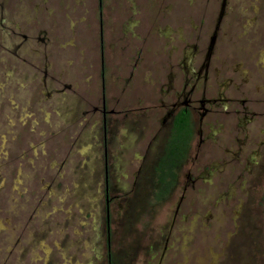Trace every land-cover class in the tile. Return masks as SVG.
<instances>
[{"label":"rangeland","instance_id":"rangeland-1","mask_svg":"<svg viewBox=\"0 0 264 264\" xmlns=\"http://www.w3.org/2000/svg\"><path fill=\"white\" fill-rule=\"evenodd\" d=\"M66 1L78 10L55 43L25 45L15 67L0 48V264H264V171L221 169L228 132L216 156L196 160L214 168L193 173L184 162L165 201L137 183L159 127L140 108L168 90L173 72L191 71V28L213 27L221 8L211 65L228 80L221 87L255 100L263 116L250 132L264 141V0ZM102 78L107 107L131 109L108 116L105 135L82 101L97 103Z\"/></svg>","mask_w":264,"mask_h":264},{"label":"flooded vegetation","instance_id":"flooded-vegetation-1","mask_svg":"<svg viewBox=\"0 0 264 264\" xmlns=\"http://www.w3.org/2000/svg\"><path fill=\"white\" fill-rule=\"evenodd\" d=\"M34 1L0 0V48L4 54L1 59L2 63H9L13 67L15 65H22V61H26L22 56L25 45L34 43L43 45H49L51 43L52 45V43H55L59 39L56 32L67 29L68 22L71 18H74L78 10L77 8L66 7V0H62L60 4L59 0H56V6L49 10L46 8V5L51 0H42L35 3ZM56 3L60 7H57ZM25 9L33 11L35 15L32 18L27 17L28 14L24 11ZM37 13L38 15L40 14L39 17L36 15ZM80 13L83 15L86 13V10L80 11ZM224 16L225 14L221 8L213 27L207 28L205 31L191 28L190 32L196 40L195 45L192 46L193 68L190 72L187 70V67H185L184 71L173 72L172 82L168 90L165 93L157 92L158 95L155 93L154 96L152 93L149 94L147 97L151 98L154 103L140 108L147 112L145 115L146 120L152 119L156 121L159 127L152 135L142 155L143 161L137 170L138 173L142 175H153L155 173V168L160 158L165 154V149L171 136L177 133L180 120L185 117L188 118L191 127V138L185 163L187 165L189 164L188 167L193 173H200L204 170L214 168L215 163L201 164L196 160L199 157L211 158L216 156V138L218 134H225L226 132L229 133L230 148L228 146V148H224V154H228L229 157L227 164H225L227 166L221 167V169L226 168L234 174H242L244 172H250L254 168V165L260 164V169L264 171V141H256L250 132L253 130L256 118L263 116V113L256 111L257 106L255 100L250 96H238V93H231L229 87H221L222 83L220 84L218 80L224 79L225 77L221 78L222 72L213 69L211 65L215 50H217V31L220 21ZM40 17L42 19H39ZM161 19L165 20L166 17H161ZM73 25H76V21L70 27H73ZM46 32L49 38L47 36H40L41 34L47 35ZM52 32L55 33V35L53 33L54 39L51 37ZM180 42L182 43V41ZM153 53L155 55L159 54L157 52ZM189 54H186L185 57ZM177 56L178 49L172 48L169 55H166V59L172 60L173 57ZM138 62L140 61L138 60L137 64ZM155 63L152 62L151 65L153 66ZM137 64L135 62L133 63L132 71L130 70L128 73L126 81H130L134 77ZM31 67L38 68L34 63ZM150 73L152 74L151 71ZM11 75H13V72H11ZM101 77H103L102 72ZM224 80L228 81L227 79ZM101 82L102 87L97 103L93 105L86 100L82 101L86 103H84L86 105L85 114L92 113L101 117L105 135L109 121L108 116H115L119 113L127 115L131 109L126 108V104V109L124 107L117 109L120 106L108 108L104 94L103 78ZM129 85L130 83L127 82L126 87ZM152 85L154 88L157 87L160 89L162 87L161 83L154 82ZM123 89H125V85ZM117 104L119 105L118 102ZM144 130H140V132H144ZM253 141H256V143L252 144L250 148V143ZM192 150L195 156L189 162L192 156ZM255 159L256 161L253 162ZM185 163L182 162L179 165L177 169L178 175L183 171ZM192 172L189 171L187 173L189 183H194L195 181V178L189 177Z\"/></svg>","mask_w":264,"mask_h":264},{"label":"trees","instance_id":"trees-1","mask_svg":"<svg viewBox=\"0 0 264 264\" xmlns=\"http://www.w3.org/2000/svg\"><path fill=\"white\" fill-rule=\"evenodd\" d=\"M177 133L173 134L165 149V154L160 158L153 175H145L137 183L144 186L152 184L153 190L149 200L153 202L165 201L178 180L177 169L185 162L191 138V127L188 118H182ZM153 176V177H152ZM110 264H113L110 262Z\"/></svg>","mask_w":264,"mask_h":264}]
</instances>
